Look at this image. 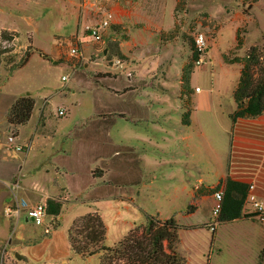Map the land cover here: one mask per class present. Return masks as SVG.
I'll use <instances>...</instances> for the list:
<instances>
[{
  "label": "crops",
  "instance_id": "1",
  "mask_svg": "<svg viewBox=\"0 0 264 264\" xmlns=\"http://www.w3.org/2000/svg\"><path fill=\"white\" fill-rule=\"evenodd\" d=\"M103 2L114 13L113 26H117L126 35V40L120 43L119 48L127 57L124 65L127 70L120 69L123 65L108 66L101 61L93 63L102 67L98 70L102 73L98 80L118 79L122 72L131 73L129 77L126 75L128 81L124 87L108 88L121 100L131 97L130 102H123L126 105L115 112L92 115L77 126L48 127L45 109L49 108V102H41L37 107L35 98L29 92L8 99L3 107L5 119L10 106L18 98L30 96L35 104L29 121L25 127H18L15 134L14 142L27 148L26 151L10 149L6 138L8 144L2 147L6 150L0 152V172L5 168L11 169L10 178H18L20 181L21 186L17 192L43 201L37 203H46L47 199L53 198L62 202V208L65 202L70 201V207L82 209L83 215L98 212L105 224L106 233L108 227L105 214L101 212L103 209L114 210L118 217L127 202L138 211L149 214L150 210L141 202L140 197L145 195L148 202H151L155 193L162 197L153 202H164L172 209L168 212L166 209L155 208L153 213L158 211L162 219L174 217L173 206L179 202L182 205L180 213L186 218L195 215L201 208L207 212L202 224L183 226L209 224L214 203L213 190H223L227 178L248 187L253 186L252 194L264 210V115L241 118L232 125L229 115L236 109L233 101V106L226 112L228 125L219 127L213 119L214 93L218 88L226 89L218 77L214 80L212 70L209 86L207 90H202L194 82L198 72H192L189 80V124L183 125L184 110L180 92L187 56L182 54V40L175 37L168 38L166 44L154 42L158 34H168L173 28L175 1L173 5L171 0L173 10L169 6L166 10L164 2H156L154 8L145 0ZM93 22L94 18L86 16L80 24L86 26V29ZM98 22L95 20V24ZM5 31L15 33L13 40L18 38L17 31ZM104 39L100 44L105 43ZM37 51L41 50L33 47L26 63L18 69L26 67L36 54L54 66ZM103 54H108L106 47L103 48ZM87 64L84 63L83 67H87ZM222 66L231 70L225 79L232 97L239 79L240 66L223 61ZM70 68L76 69V66ZM199 73V77H203L204 73ZM197 88L199 91H195ZM216 94L220 95L221 91L218 90ZM57 113L58 110L50 111L48 115L54 118L58 117ZM207 120L212 121L211 124L205 125ZM29 124V131L24 133L23 129ZM118 124L132 127H113ZM11 128L8 125L0 130H4L7 135ZM59 131L62 133L56 138ZM128 155L132 157V165L125 169L122 164ZM37 157H41V160L36 164ZM81 168V174L76 175L81 180L76 178L77 185L73 186L70 181L74 178H71ZM161 172L171 181L166 194L159 190L156 192L155 188L157 174ZM63 179L69 182V187L61 183ZM24 181L26 184H23ZM1 186L0 193H3L7 186ZM244 212L252 214L251 207L245 206ZM83 215H74L65 229L59 228L63 217L57 216L59 222L56 226L45 222L37 227L42 229L39 233L36 227L26 229L28 224L22 220L20 224V219L16 220L10 230L9 245H18L24 255L21 260L24 264H51L49 261L54 259H62V263H65L64 257L71 253L68 229L76 218ZM143 222L144 219L140 218L139 224ZM136 224L132 221L129 229ZM210 247L213 252L209 254L206 264H258L264 248V222L258 218H243L221 224L215 229Z\"/></svg>",
  "mask_w": 264,
  "mask_h": 264
},
{
  "label": "rangeland",
  "instance_id": "2",
  "mask_svg": "<svg viewBox=\"0 0 264 264\" xmlns=\"http://www.w3.org/2000/svg\"><path fill=\"white\" fill-rule=\"evenodd\" d=\"M145 1L151 4V8H154L156 2L158 4L164 2L166 10H168V6L170 10H173L172 2L174 5L175 1L174 10L172 11L173 28L168 34H158L154 42L166 44L168 38L175 39V37L182 40L181 42L184 46L182 54L184 53L187 56L185 66L191 62L192 49L195 51L194 37L202 34L206 38L207 48L203 54L202 62L200 64H197V61L193 62L190 70L195 73L198 72L194 82L195 86L202 90H207L212 70L215 74L214 80L218 77V80L224 85L226 90L218 88L221 91L220 95L216 94L218 90L214 93L213 104L215 110L213 119L214 123L217 122L219 127L228 125L229 120L226 112L231 109L234 100L233 96L231 97L229 94V85L225 79L231 70H227L226 67L222 66V61L229 64L235 58L241 59L253 46H258L264 51V0ZM108 12L113 13L110 8L105 6L103 0H0V33L5 30H14L18 33L16 40H13V36V42H11L12 40L7 42L0 41V128L8 127L4 116V104L8 99L27 92L35 98L37 107H39L41 102L42 104L49 102V108L45 109V112L47 110L48 127L77 126L80 123H84L92 115H98L103 112H115L118 108H123L126 105L123 102H130L131 97H125L124 100H121L117 95L111 93L108 88L118 89L124 87L128 81L126 75L129 77L131 73L128 71V73L122 72L118 79L107 78L98 80L102 77V73L98 72L102 67L93 63L101 61L108 66H118L116 62L119 60L123 65L120 69L126 71L127 69L124 68V65L127 62V57L122 54L119 48L120 43L126 40V35L119 28L117 30L111 28L110 31L104 34L105 43L98 44L89 39L85 29L86 26H81L80 24L83 17L89 16L94 18V22L89 24V27H92L95 25V20L99 21ZM76 19H79V23ZM80 36H83L78 45L80 57H71L68 52L70 45L72 46L75 38ZM237 40L241 41L240 47L237 45ZM33 47L41 50L47 60L53 63L54 66L43 61L36 54L26 67L18 69L25 64V57L30 54ZM105 47L108 49L107 55L103 54V48ZM116 49L122 55L121 57L113 56ZM208 53L209 57H207ZM57 63L62 64L56 65ZM84 63H88L85 68L83 67ZM74 65L76 69L70 68V66L73 67ZM237 65L240 66L239 64ZM96 70L97 72H95ZM199 72L204 73L203 77H199ZM61 77H64V80H61ZM219 86L221 87V84ZM42 99L44 100L41 101ZM49 110L51 112L63 110L64 115H58V117L54 118L52 116L49 117ZM209 119L212 120L211 117ZM211 122L207 120L204 124H211ZM28 127H31V124L23 129L24 133L29 131ZM113 127L132 126L118 124ZM11 129L7 135L4 130H0V152H5L6 148L2 147L8 144L6 143V138L10 133L15 132L13 128ZM61 133L59 131L56 138H59ZM26 149L23 147L22 151L25 152ZM40 160L41 157H37L35 159L36 164ZM131 161V155L125 156L122 168L126 169L131 166ZM81 171L82 168L79 171L77 169L73 174L71 179L74 178V180L70 181L73 186L77 185L76 178L78 177L76 175H80ZM11 173L12 170L8 168L0 172V185L7 186L6 190L0 193V264H24L23 261L15 256V253L24 256L18 245H9L10 230H12L11 227H14L17 219L6 216L5 209L14 204L16 199L24 198L31 205L43 201L17 192L21 186L20 181L18 178L11 179ZM157 176L158 180L155 182L156 192L159 190L166 194L171 181L167 180L163 172L157 174ZM34 178L31 179L32 182H34ZM78 179L81 180V178ZM61 183L65 184V187H69V182L66 179H63ZM23 184H26L25 181ZM12 185H17L19 188L14 190L11 188ZM159 197L161 198L162 195L155 193L151 202H148L147 197L141 195L140 200L150 210L148 212L149 215L157 216L159 219L164 220L158 211L155 214L153 213L155 208L166 209L168 212H171L172 209L170 206L165 205L164 202L163 204H161V201L153 202L154 199ZM70 204V201L65 202V206L61 210L60 215L63 219L60 221L59 228L65 229L74 215L84 214L82 209L72 208ZM181 206L179 202L173 206L175 212L173 218L178 224H202L206 219L207 212L205 208L199 209L195 215L186 218L180 213V210H182ZM120 211L121 213L118 217H116L114 210L107 211L103 209L101 211L105 214V223H107L108 227L105 240L107 247H113L131 229L145 224V212L138 211L131 203L125 202L124 208ZM139 217L144 219L141 224H139ZM22 218L23 215L20 217V224ZM22 221L24 222V220ZM132 221L137 222L138 225L136 224L135 227L129 229ZM45 222L56 226L59 221L57 217L47 216ZM24 223L28 224L26 229L31 230L32 227H36L31 223ZM36 229L38 233L42 232L41 228L36 227ZM209 230L210 227L208 229L179 231L180 243L177 253L185 258L186 264H206L210 257L209 254L211 251L213 252V248L210 247L213 241L212 232H209ZM222 254L227 256L225 252ZM64 260L65 263H62V259H54L49 262L51 264L99 263L98 256L81 258L72 252L64 257ZM47 263L45 262V264Z\"/></svg>",
  "mask_w": 264,
  "mask_h": 264
},
{
  "label": "trees",
  "instance_id": "3",
  "mask_svg": "<svg viewBox=\"0 0 264 264\" xmlns=\"http://www.w3.org/2000/svg\"><path fill=\"white\" fill-rule=\"evenodd\" d=\"M117 30V26L112 27ZM15 33L2 31L0 40L11 41ZM238 39V38H237ZM240 47L241 41L237 40ZM192 49V47H191ZM45 59L41 51H37ZM30 54L25 57V63ZM114 57L122 55L115 50ZM198 60V53L192 49L191 62L184 66L181 78L180 99L182 101V124H189L190 114V75L192 64ZM239 64L240 73L237 85L233 91V100L236 109L229 115L232 125L238 119L255 118L264 115V51L258 46L251 47L243 58H235L232 63ZM34 99L30 96L18 98L10 106L7 115V124L16 130L29 121ZM220 185L217 186L219 188ZM249 187L246 184L227 178L224 183L222 209L218 217L219 225L233 222L243 218H256L255 214L244 212L246 197ZM46 213L48 216L57 217L62 210V202L58 199L46 200ZM145 224L131 229L113 247L105 245L106 227L98 212H89L76 218L68 229V241L71 252L81 258L98 256V264H186L184 257L177 253L180 243V230H196L209 227H186L178 224L173 218L161 220L157 216L144 213ZM215 231L212 232V238ZM258 264H264V248L260 253Z\"/></svg>",
  "mask_w": 264,
  "mask_h": 264
},
{
  "label": "built area",
  "instance_id": "4",
  "mask_svg": "<svg viewBox=\"0 0 264 264\" xmlns=\"http://www.w3.org/2000/svg\"><path fill=\"white\" fill-rule=\"evenodd\" d=\"M115 22V16L113 13L108 12L105 13L104 16L99 20L97 24L92 27H87L86 32L88 33L90 39L95 43H100L103 40L104 33L109 31ZM81 42L80 38H75V41L70 45L68 50L69 55L74 58H79V48L78 45ZM207 48V40L202 35H196L194 37V49L195 52L198 53L199 59L197 60V64L202 62V57ZM116 65L119 67L122 66V63L118 60ZM117 66V67H118ZM64 80V78H63ZM195 91H199L197 88ZM58 115L63 116L64 111L58 110ZM16 139L15 133H10L7 137V141L10 145V148L14 151L21 152L23 147L17 145L14 141ZM12 189H17V185H12ZM253 186H249L248 195L246 197L245 206H250L252 209V214L257 215L256 218L260 219L264 222V210L261 205L255 200L254 195L252 194ZM213 206L211 209V221L209 223L210 231L213 232L219 226L218 217L221 213L222 209V200H223V190L214 189L213 190ZM6 215L10 218H14L19 220L23 215L22 220L27 223H31L36 227H40L45 223L46 217L48 216L46 213V204L45 203H37L31 205L26 199H16L15 203L6 208Z\"/></svg>",
  "mask_w": 264,
  "mask_h": 264
},
{
  "label": "water",
  "instance_id": "5",
  "mask_svg": "<svg viewBox=\"0 0 264 264\" xmlns=\"http://www.w3.org/2000/svg\"><path fill=\"white\" fill-rule=\"evenodd\" d=\"M15 256L17 257V259H20V260H22V259H23V257H22V256H20V255H18V254H16Z\"/></svg>",
  "mask_w": 264,
  "mask_h": 264
}]
</instances>
